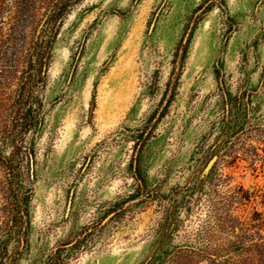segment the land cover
I'll use <instances>...</instances> for the list:
<instances>
[{"label": "rangeland", "instance_id": "1", "mask_svg": "<svg viewBox=\"0 0 264 264\" xmlns=\"http://www.w3.org/2000/svg\"><path fill=\"white\" fill-rule=\"evenodd\" d=\"M54 1L0 0V264H264L229 217L264 195V0H81L53 28Z\"/></svg>", "mask_w": 264, "mask_h": 264}, {"label": "trees", "instance_id": "2", "mask_svg": "<svg viewBox=\"0 0 264 264\" xmlns=\"http://www.w3.org/2000/svg\"><path fill=\"white\" fill-rule=\"evenodd\" d=\"M81 0H55L50 9L48 10L47 13V19L45 25L52 26L53 28L60 27L64 21V18L71 12V8L74 6V4L80 2ZM46 54V53H45ZM45 55L39 51L38 47L35 48L34 51V60H35V65L39 66L38 68H41L45 65H47V58L44 57ZM40 70V69H39ZM243 196H241L239 200V204L241 208H243L244 215H238L234 216L233 213L237 211L236 209L231 210V214L229 215L231 221L235 223V225H238L241 230L246 229V233L251 231V230H263L264 229V213H258L255 212L252 214L251 217H246L245 213L247 212L246 209V204L252 202L254 200L255 203H257V200L259 198L264 199V195H255V194H250L249 192L242 191ZM247 202V203H245ZM263 204L264 202L260 203ZM240 210V209H239ZM242 218L244 219L243 221Z\"/></svg>", "mask_w": 264, "mask_h": 264}, {"label": "water", "instance_id": "3", "mask_svg": "<svg viewBox=\"0 0 264 264\" xmlns=\"http://www.w3.org/2000/svg\"><path fill=\"white\" fill-rule=\"evenodd\" d=\"M215 160H216L215 158L211 160V162L208 164L207 168L205 169V173H208L210 171V169L212 168Z\"/></svg>", "mask_w": 264, "mask_h": 264}]
</instances>
